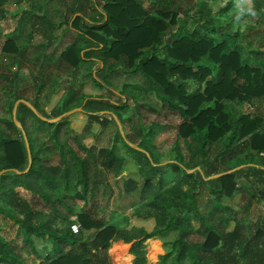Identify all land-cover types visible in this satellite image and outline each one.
<instances>
[{
	"label": "trees",
	"instance_id": "16d2710c",
	"mask_svg": "<svg viewBox=\"0 0 264 264\" xmlns=\"http://www.w3.org/2000/svg\"><path fill=\"white\" fill-rule=\"evenodd\" d=\"M263 2L254 0L258 15L264 14ZM1 4L2 0L0 18H4L5 9ZM156 5L152 12L135 0H101V4L96 0H74L69 9V29L78 31L91 45L82 48L71 43L58 58V68L63 72L98 59L100 65L96 72L121 71L128 76L139 75L145 82V89L135 83L124 84L115 101L90 97L70 106L75 94L71 89L63 101L62 113L81 107L92 122L104 127L109 121L97 113H109L114 122L122 123V114L129 110L128 103H135L138 96L132 90L139 87L143 92L154 93L161 106L180 121L176 127L175 155L163 166L157 163L152 151L154 130L161 125H149L141 137L120 135L123 151L135 163L143 179L140 194L157 185L152 194L154 200L149 203L156 212L136 215L155 220L156 226L151 232L140 228L137 234L130 235L120 229L112 215L110 220H104L85 207L77 210L64 204L62 199L66 198L85 204L98 184L106 183L101 173L89 172L88 161L68 143L59 149L63 164L60 171L57 166L43 164L34 136L48 131L57 142L59 124L64 119L57 123L43 121L26 105L29 102L24 96L26 88L34 84L39 92L43 82L37 83L36 78L27 80L17 73L16 69L24 67L18 59L24 57L17 38H7L0 48L1 88H11L14 101H21L16 109L21 129L11 120L5 131H0V172L6 171L0 175V196L4 193L9 196L10 208L0 209V215H8L18 226L22 246L29 248L27 254H33L38 264H110L108 250L115 241H123L127 248L131 243L129 252L126 251L134 257L132 264H147L144 243L156 242L154 238L170 232L178 234L172 250L159 256L158 263L157 258L150 255L152 247L148 244V264H264V120L248 113L233 116L230 110L234 105L242 107L264 99V32L261 45L253 47L248 39L241 43L238 39L241 32L227 35L221 27H211L208 20L202 21L203 16H212L204 11V5L191 10L195 14L196 28H191L190 24L182 31L172 32L170 28L178 18L173 0L169 3L157 0ZM240 49L248 52V60L241 59ZM3 60L9 61V66L2 67ZM91 78L97 88H105L95 74L92 73ZM124 93L128 96L123 99ZM31 106L46 119L62 115L53 112L48 117L37 103ZM140 106L144 105H135L136 114ZM22 131L29 144L31 166L26 173L17 174L16 171L23 172L28 165ZM181 142L187 159L180 150ZM77 145L96 160L79 141ZM114 148L100 151L99 162L118 175L124 157L116 154ZM233 169L236 170L230 174L207 179ZM7 179L29 194L30 199L21 197L13 188L5 189ZM123 183L126 194L136 186L132 179H124ZM60 184L66 193L52 197L51 192ZM206 190L212 198L206 202L210 207L203 212L196 201ZM237 196L244 199L245 204L236 209L228 202ZM56 202L64 210L56 206ZM254 206L255 222L250 223ZM12 210L17 212L16 216ZM217 214H221L220 221L215 223ZM59 221L65 224L59 225ZM72 223L79 225L77 234L69 229ZM1 231L0 227V264H31L15 245L2 237ZM195 234L203 239L191 240ZM34 239L50 242V252L40 256L35 251ZM115 246L123 248L120 243Z\"/></svg>",
	"mask_w": 264,
	"mask_h": 264
},
{
	"label": "rangeland",
	"instance_id": "374dc122",
	"mask_svg": "<svg viewBox=\"0 0 264 264\" xmlns=\"http://www.w3.org/2000/svg\"><path fill=\"white\" fill-rule=\"evenodd\" d=\"M2 8L5 9L4 18H0V48L7 38L16 39L20 54L24 59L22 69H16L17 73L22 75L27 80L36 78V82H43L41 90L38 92L34 84L26 88L24 96L29 100V104L37 103L48 117H51L53 112L61 114L63 112V101L68 97L69 90L75 92L74 98L71 100V105H76L81 99L90 97L98 99L107 97L110 101H115L118 98V93H122L124 84H137L145 87L143 78L139 75L123 74L121 71H100L96 72L99 67L98 59L86 61L82 63L76 70L66 72L58 68V58L69 44L76 43L79 47L86 48L91 44L82 37L79 32L70 30L69 24L71 13L69 11L74 0H2ZM101 4V0H96ZM144 8L153 10L157 7V0H135ZM169 3L171 0H162ZM264 1V0H263ZM201 5H204V11H209L212 16L202 17V21L215 27L224 29L227 35H234L237 31L242 33L238 39L241 43L246 39L251 41L253 47L261 45L260 40L263 39L264 32V14L258 15L254 9V0H173V10L178 12L177 23L172 25L170 29L174 32L178 29L181 31L185 26L191 24V28H196L195 14L191 10H197ZM264 5V2H263ZM97 15V14H92ZM247 34L249 35L247 38ZM239 35V34H238ZM172 40L171 37H169ZM240 48V47H238ZM241 59L248 60V52L240 49ZM1 60V56H0ZM3 60L2 67L9 66V61ZM95 74L97 80L102 81L105 88L99 89L95 86L91 75ZM3 83H0V131H5L7 123L12 120V112L15 107L14 92L11 88H1ZM132 90V88H130ZM129 89V90H130ZM145 89V88H144ZM138 96L135 98V103H128L129 110L122 114L123 122H114L112 115L109 113H97L101 118H106L109 123L107 126H102L101 123L92 122L87 112L81 107L73 108L72 110L62 113L63 117L58 121L61 124L58 129V141L56 142L48 131L40 132L34 136L35 146L39 158L45 166H57L59 171L63 168L61 163L59 149L61 146H66L68 143L79 155L88 161L89 172H97L102 176L106 185L98 184V188L94 195L87 196L85 204L82 201L74 199H62L67 206H73L77 210L86 208L94 212L98 218L110 220L111 215L119 224L120 229H123L127 234H137V230L142 228L147 232H151L156 226L153 218L142 219L137 213L146 214L154 211L149 205L154 200L153 193L157 190V185L149 189L148 192L140 194L139 189L143 183L142 177L138 175L137 167L129 157L126 156L120 144V135L122 137L128 135L130 137L139 136L149 128V125H161L160 128L154 130V147L152 149L156 156L157 163L165 165L171 161L175 153L176 127L180 122L174 117L173 113L164 109L155 94L152 92H143L139 87L132 90ZM16 93V92H15ZM128 96L124 93L123 99ZM136 104L144 106L138 107V113L134 112ZM69 107V106H68ZM67 107V108H68ZM80 108V110H75ZM158 110L153 112L151 109ZM233 116L240 113L252 114V116H261L264 120V99L254 100L253 103L244 106L234 105L230 108ZM68 113V114H67ZM96 114V113H95ZM60 115V116H62ZM58 116V117H60ZM50 118L49 120L56 119ZM112 119V120H110ZM57 123V122H55ZM20 129L19 127H17ZM138 140V139H137ZM79 141L86 149L90 150L91 154L96 158L92 159L88 154L77 145ZM138 141H136L137 143ZM115 147V153L124 157L121 167V172L117 175L115 170H107L99 162L102 150L112 149ZM180 150L187 159V151L184 144L179 143ZM101 151V152H100ZM67 157V156H66ZM70 161V159H69ZM72 174L74 171H71ZM89 173V174H90ZM124 179H132L136 186L128 194L124 192ZM154 179L153 181H155ZM5 189L13 188L23 198L30 199V195L25 191L15 187L12 180L7 179L4 183ZM91 191L89 187L88 193ZM74 192V191H73ZM72 192V193H73ZM63 184L58 186L56 191L51 192L52 197L65 194ZM212 197L207 190L197 198L198 208L205 212L206 207L210 204L206 202ZM9 196L4 193L0 196V209L9 210ZM158 199V198H156ZM155 199V200H156ZM30 202V201H29ZM236 209L240 205L245 204V200L237 196L233 201L228 202ZM117 208L115 209V206ZM254 205V204H253ZM252 205V206H253ZM56 206H60L56 202ZM250 223L255 222L253 217L256 211V206L251 208ZM156 212V211H154ZM13 215H17L15 210H12ZM158 214V213H157ZM221 214L214 216L215 223L220 221ZM222 223V222H221ZM65 223L59 221V225ZM224 224V223H222ZM1 235L6 241L15 245L17 251L20 252L24 259L31 264H38L39 260L33 254H27L28 247L22 246L21 237L18 234V226L8 215H0ZM232 224L229 225V229ZM178 237L177 232H170L163 237H157L156 242L150 244L146 242L145 254L147 264L149 263L148 244L152 250L150 255L157 258L172 250V243ZM203 239L198 234L191 236V240L199 241ZM35 241V251L43 254L45 249L50 246L46 245L41 239ZM116 242V241H115ZM49 244H51L49 242ZM113 244V243H112ZM126 244V243H125ZM131 247V243L127 244ZM108 255L111 258V264H126L129 261L127 252H112L111 247ZM188 264V263H184Z\"/></svg>",
	"mask_w": 264,
	"mask_h": 264
},
{
	"label": "water",
	"instance_id": "95a60500",
	"mask_svg": "<svg viewBox=\"0 0 264 264\" xmlns=\"http://www.w3.org/2000/svg\"><path fill=\"white\" fill-rule=\"evenodd\" d=\"M20 102L21 101H16L15 107H14L13 112H12V121H13L14 125H16V127H19L21 129L20 124L16 120V109H17V106H18V104ZM26 105L32 110V112L37 117H39L41 120L46 121V122H49V123L58 122L63 117V115H62L60 117H57L56 119L49 120V119H46V118L41 117L40 115H38L37 111L29 103L26 102ZM75 110H80V108L75 109ZM22 135H23V139H24L25 146H26V152H27V155H28V165H27L26 169L23 172L16 171L15 173H17V174H24V173H26L29 170L30 166H31V154H30L29 144H28L26 135H25V133L23 131H22ZM235 170L236 169L229 170V171H226V172H222V173H219V174L210 176L207 179L219 178V177H221V176H223L225 174H230V173L234 172ZM5 172H6L5 170L1 171L0 172V175H2ZM188 172L191 173L192 170H189Z\"/></svg>",
	"mask_w": 264,
	"mask_h": 264
},
{
	"label": "crops",
	"instance_id": "0c3cea01",
	"mask_svg": "<svg viewBox=\"0 0 264 264\" xmlns=\"http://www.w3.org/2000/svg\"><path fill=\"white\" fill-rule=\"evenodd\" d=\"M35 242V241H34ZM46 245H48V246H50V249L47 247L46 249H45V251H44V253L43 254H40V256H42V257H44L45 255H47L49 252H50V250H51V244H49V242H47V241H43ZM113 243V244H112ZM111 243V250H112V252L114 253V252H127L126 251V249H127V247H126V245L124 244V242L123 241H116V242H112ZM115 243H120V244H123V248L121 247V248H117L116 246H115ZM128 252H129V250H128ZM128 254V253H127ZM108 255H110L109 254V250H108ZM128 256H129V261H126V263H129V262H131V264H132V260L134 259V257L132 258L131 257V255L130 254H128ZM109 257V256H108ZM132 258V259H131ZM109 259H110V261H111V258L109 257ZM39 262V261H38ZM110 264H111V262H110Z\"/></svg>",
	"mask_w": 264,
	"mask_h": 264
},
{
	"label": "built area",
	"instance_id": "2783aa9c",
	"mask_svg": "<svg viewBox=\"0 0 264 264\" xmlns=\"http://www.w3.org/2000/svg\"><path fill=\"white\" fill-rule=\"evenodd\" d=\"M69 229L73 234H77L79 232L80 228H79V225L77 223H72V224H70Z\"/></svg>",
	"mask_w": 264,
	"mask_h": 264
}]
</instances>
